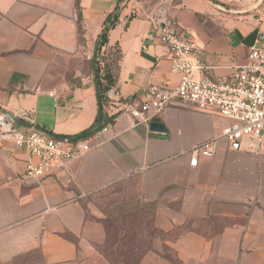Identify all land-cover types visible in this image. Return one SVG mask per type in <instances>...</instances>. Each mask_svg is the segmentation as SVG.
Returning a JSON list of instances; mask_svg holds the SVG:
<instances>
[{"label":"crops","instance_id":"1","mask_svg":"<svg viewBox=\"0 0 264 264\" xmlns=\"http://www.w3.org/2000/svg\"><path fill=\"white\" fill-rule=\"evenodd\" d=\"M160 8L194 34L202 75L217 79L264 31V0H0V114L19 124L68 136L92 127L91 61L116 10L108 46L121 52L106 108L114 121L98 147L28 183L19 177L29 150L0 139V264H114L89 201L117 187L152 209L156 235L136 264H264V153L221 140L192 166L186 151L220 135L228 118L189 104L137 124L118 112L146 86L180 80L154 27Z\"/></svg>","mask_w":264,"mask_h":264},{"label":"built area","instance_id":"2","mask_svg":"<svg viewBox=\"0 0 264 264\" xmlns=\"http://www.w3.org/2000/svg\"><path fill=\"white\" fill-rule=\"evenodd\" d=\"M154 27L169 48L171 69L180 75V80L175 86L167 82L146 86L138 97L119 100L118 112L130 116L137 124L149 122L167 107L189 104L228 118L230 123L220 135L186 151L192 166L198 165L201 155L213 156L221 140L234 149H241L246 142L248 149L264 153V31L251 45L246 60L233 64L228 78L217 79L202 75L205 65L194 34L180 29L165 9H159ZM112 124L113 121L108 122L88 137L68 136L35 124H19L14 117L1 113L0 139H11L16 145L27 147L31 158L19 178L23 182H38L98 147L96 136L107 132Z\"/></svg>","mask_w":264,"mask_h":264},{"label":"rangeland","instance_id":"3","mask_svg":"<svg viewBox=\"0 0 264 264\" xmlns=\"http://www.w3.org/2000/svg\"><path fill=\"white\" fill-rule=\"evenodd\" d=\"M105 57L108 58L107 50ZM91 213L104 220L107 239L103 251L116 261L133 262L151 246L156 235L152 209L133 189L117 187L102 192L89 201Z\"/></svg>","mask_w":264,"mask_h":264},{"label":"trees","instance_id":"4","mask_svg":"<svg viewBox=\"0 0 264 264\" xmlns=\"http://www.w3.org/2000/svg\"><path fill=\"white\" fill-rule=\"evenodd\" d=\"M119 21V13L117 10L110 13L104 22V28L100 34L97 43L94 57L92 59V67L95 71V85L99 101V111L96 120L92 127L82 131L76 136L88 137L100 130L108 122L114 121V116L109 115L107 106L110 104L109 92L116 87L118 79L119 60L121 58L120 49L117 47H109V34ZM105 50H107L108 58L105 57ZM0 112H4L0 107ZM105 255L114 264H125L126 260L116 261L109 254ZM139 257L133 262L136 264Z\"/></svg>","mask_w":264,"mask_h":264},{"label":"water","instance_id":"5","mask_svg":"<svg viewBox=\"0 0 264 264\" xmlns=\"http://www.w3.org/2000/svg\"><path fill=\"white\" fill-rule=\"evenodd\" d=\"M153 126H156L157 128L158 127L160 128L161 124L160 123H153Z\"/></svg>","mask_w":264,"mask_h":264}]
</instances>
